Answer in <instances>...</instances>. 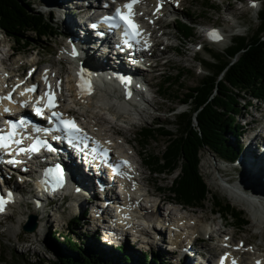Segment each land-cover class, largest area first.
I'll return each mask as SVG.
<instances>
[{"label":"rangeland","instance_id":"rangeland-1","mask_svg":"<svg viewBox=\"0 0 264 264\" xmlns=\"http://www.w3.org/2000/svg\"><path fill=\"white\" fill-rule=\"evenodd\" d=\"M260 1L263 4V0ZM31 2L34 5V8L35 6L38 7V5H40L38 0H31ZM206 5H213L216 9L205 12L204 7ZM246 5L247 4H238L235 0H184V7L186 8V11L183 13H175V16L178 19H182L194 26L195 30L193 38H180V40L178 38V33L180 35L182 32L179 29H177V32L175 23L171 22L169 25L170 29L168 30V33L171 35V44H178L179 46L177 49H171L167 52L166 59L169 61L168 64L164 65L163 68L158 69L154 73L148 74L150 78L153 79L152 81L154 83L149 94V98L152 100L151 104L148 105V109L145 111L144 116H139L136 119L137 127L133 130L129 129V125L124 121H119L114 124L116 131H118L121 136L127 137L132 146L139 152L140 157H136L139 162H143V154L161 156L169 138L163 134L158 136L157 140H159V142L152 144L148 148L147 152H144L138 142V132L143 127H151L154 129L156 126L155 122H153V118L157 119V123H163L166 125L168 131L175 132V123L177 121L176 116L183 113L187 109V107L183 105L179 99L170 97V99L167 100L159 97V93L164 91L163 88L160 92L161 82L166 78L168 80L169 77L174 78L177 71H179L180 75H185V79L183 81L184 88L188 89L196 86L203 77L208 75L209 70L205 62H214L215 60L213 59V55L215 54H225L226 49L232 45V41L235 38H250L253 34H255L259 27L258 14L260 10H251ZM69 14L70 11L68 10L66 14L60 12L54 16L56 24L59 21L58 28L62 34L66 30L64 19L66 17L69 20L72 19V16ZM231 18L234 21H230ZM237 22L241 25L242 30L240 29L239 31H236ZM203 25L219 27L220 30L228 36L227 40L217 44L205 43V38H203V34L201 32V26ZM62 34L59 37L47 41L45 44H40L37 47L30 45L25 50H23V46H19L18 44H15L13 40L7 38L6 42L8 46H10L9 54L12 55L8 66L13 69H18L19 66L23 65L22 70H24L29 66V64H31L29 59L33 57L36 58V61L40 60V64H43V67H57L58 59L54 56V54L57 46H59L63 41ZM200 43H203L204 47L200 52H196V47L194 45ZM38 52L40 55L36 56V53ZM232 62H234V60ZM160 64L162 65V63ZM200 64H203V67ZM172 81L175 80L173 79ZM169 93V96L178 95L175 89L173 92L169 91ZM251 103L252 104H248L245 107L248 108L245 109V111L243 110L242 113H249L251 115L247 117L248 121L253 120L255 122H261L260 112H264V103H258L255 101H252ZM68 107L72 108V105L69 104ZM257 108H259L260 111H256ZM75 110L79 112L86 122H92V116L98 115L97 120L101 122L104 130H109V128L113 125L111 124L113 122V117L101 112L99 109L86 107L81 108L80 106L75 105ZM99 118H103L105 121L100 120ZM240 123L242 125V122ZM245 141V139L241 140L240 143L243 145ZM231 142L233 145L237 144L234 139H231ZM149 167L144 165V177L146 178V185H148V189L152 193H157V196L160 198L171 197L167 189L171 187L173 180L178 176V171L174 176H155L150 173ZM200 170L211 194L208 197L209 200L204 203L203 208H188L187 211L194 213L193 216L198 218H204L206 216V218H209L211 223L216 221L215 225L227 223L226 231L234 232L237 236V241L245 240L248 244L254 246H258L259 244L261 249H264V224H261L260 226V222L255 219L257 211H252L248 207L241 205L240 202L236 198H233L223 185L229 180L233 181L232 183L235 186L237 184L240 187L244 184L239 182L241 176L234 173L233 169L231 166H228L227 162L217 158L214 153L209 151L201 152ZM159 188L164 189V191L159 192ZM239 190L238 191L241 195H245L246 191L240 188ZM216 197L222 201L228 202L232 208L244 212V216L247 217L249 225L239 230L231 226L233 223L236 224L235 219H231L225 214L224 216L215 213L213 214V212H219L217 208L215 209L213 203ZM86 204H84L83 207H80L79 212H76L73 203H65L63 206H61L60 203H55L46 211L39 212V227L37 231L32 234L25 233L22 229L23 225L26 223L29 216L32 215L33 211V207L30 205L28 200H25L23 203L13 208L10 211L9 217L2 219L0 223V264H53V262L56 261L55 252H57L54 247L60 245L55 242V229L58 234H61L60 236H62L59 238V241L64 242V237L68 236L69 238L75 240L78 245H83L81 235H85L86 232L91 234L92 232L85 228L87 225L80 228L77 225H70V222L80 213L82 214L83 223L88 224V221H90V215L85 216L84 214V210L87 206ZM18 212L26 215L27 220L24 221L23 224L19 223ZM216 235L219 236L218 233ZM219 238H222V235H220ZM88 242L84 243L87 244ZM128 242L130 241L126 242L124 248L128 254L137 260H141L145 254L149 255L152 253V255H156L157 250L155 247L150 249V246L147 244L138 243L134 246L131 242ZM203 246L207 248L210 246L217 248L218 243L214 240L213 242L207 241V244L206 242H198L195 244V248H197V250H200V247ZM111 250V252H114L113 254L118 255L114 249ZM211 251L214 250L211 249ZM164 262L168 264H179V257H170L169 259L164 260ZM156 263L158 264L157 261ZM147 264L151 263L148 262ZM181 264H183V261Z\"/></svg>","mask_w":264,"mask_h":264},{"label":"trees","instance_id":"trees-1","mask_svg":"<svg viewBox=\"0 0 264 264\" xmlns=\"http://www.w3.org/2000/svg\"><path fill=\"white\" fill-rule=\"evenodd\" d=\"M215 8L206 5L204 10ZM258 19L255 34L250 38H235L225 54H215L214 62H205L208 75L196 86L184 88L185 75H180L179 71L175 81L169 77L165 82L164 97L179 99L187 107L176 116L175 132L159 124L154 129H143L138 136L144 152L159 142L158 136L163 134L169 138L161 156L143 155L155 175L170 176L180 170L171 188L167 189L172 200L191 207H203L211 192L200 172L201 152L209 151L217 157L233 160L238 148L232 145L231 139L240 137L236 120L241 113L242 100L252 97L264 101V1ZM0 28L16 44L23 46V50L30 45L45 44L60 35V29L52 19L36 11L31 0H0ZM178 29L182 32L181 39L194 36V28L187 23L179 22ZM174 89L178 95L169 96V91ZM213 203L215 209L235 219L237 226L249 224L244 214L228 202L216 197ZM55 242L60 245L54 247L57 260L53 264H147L150 261L155 264V257L143 256L137 261L124 253L108 257L92 245H77L67 237L64 242L56 237Z\"/></svg>","mask_w":264,"mask_h":264},{"label":"bare ground","instance_id":"bare-ground-1","mask_svg":"<svg viewBox=\"0 0 264 264\" xmlns=\"http://www.w3.org/2000/svg\"><path fill=\"white\" fill-rule=\"evenodd\" d=\"M39 2L41 1L43 3L44 9H52V4H53V0H38ZM121 1H127V0H121ZM81 1L80 0H60L61 5L63 6V9H65L67 11V9H70L72 6L79 4ZM86 7V6H85ZM85 7H80V9H83ZM73 16V15H71ZM69 23V22H68ZM237 28L236 31H239L241 29V25H239V23L237 22ZM81 30H86L83 33H81V31L79 32L80 36L79 41H77L76 43L73 42H69L68 46L69 48L72 50L74 57H75V62H76V67L79 71V58L78 56L81 58V61L83 60L84 62H88V60L90 62H92L93 65H98V62H101V60L103 61V59H105L107 61V63H104L106 69H103L101 66L99 69L104 71L106 73V76L112 80L114 83L115 82H119L118 77H116L112 72L113 71H120L122 74H124V72H128V70L131 69V66L126 64V63H116L115 61H110L108 57L102 55L101 57L99 55H95L94 54V50L91 49V47L89 46V44L92 46L91 41H88V39H92L93 36L89 35L86 36L87 34V29L80 27ZM242 30V29H241ZM225 37H227L226 35L223 36L221 35V40L225 39ZM101 44V40H98ZM103 45H101L100 47H102ZM86 50V52H85ZM99 49H96L95 51H97ZM78 54V56H77ZM84 54L87 55V57H84ZM90 57V59L88 58ZM96 61L97 63H95L94 61ZM86 60V61H85ZM109 60V61H108ZM29 61L34 62L35 59H29ZM19 63V62H18ZM17 64V62H16ZM114 65L113 69L111 70L112 66ZM109 70H111V72H109ZM99 72H95L94 74H91L92 76H90L91 78H97V79H102L101 76L98 75ZM103 80V79H102ZM106 87L104 84L100 83L99 88L97 89V96L96 97H91V96H85V95H80L79 97H76L74 95H72L71 97V101L73 104H77V105H81V106H86L88 108L91 109H99L101 112H110L111 115L114 116H119L121 118H124L125 120H134L136 119V117L140 116L143 117L144 116V111L138 110L137 107L134 105V103H132L130 100H127L125 98H127L126 95H123L121 92L118 91L117 88H115L114 86H109L110 84L105 83ZM123 98H122V97ZM94 114V113H93ZM92 114V115H93ZM96 114V113H95ZM146 115V114H145ZM101 117V116H100ZM98 118V115H94L93 116V121H95V119ZM100 120H104L103 118H99ZM101 123L98 120V124ZM112 129V127L110 128ZM113 130H115L116 134L120 133L118 131H116L115 128H113ZM121 136V135H120ZM123 141L126 142L127 144L130 145V152L134 153L133 156L137 155L139 156V152L136 150L135 147L132 146L131 142L129 141V139L125 136H122ZM132 156V157H133ZM251 164V163H250ZM249 164V165H250ZM257 164V163H256ZM141 165V166H140ZM140 168L139 172H143V166L145 165L144 163H140ZM69 168V167H68ZM250 170L246 171V173L249 175V181L252 184V188L250 191H248L247 197L249 199V202L252 204V209L254 211H257V215L255 216V219L260 222V226L261 224H264V199L261 198V196H264V163H259L257 166H254L253 164L250 165V167H248ZM72 171H69L68 175L70 177V179H72ZM247 179V178H246ZM90 180V179H89ZM81 182L83 183L84 180H81ZM81 183V184H82ZM229 190L232 191V189L236 188L239 189V187L233 184H229ZM83 188H85L84 190H87L89 185L83 183ZM140 186H144V184H140ZM90 189V188H89ZM146 190V189H145ZM143 191V189L141 187H139L137 192H134L132 194L131 197H133L132 201L130 202V204L127 201V198L125 199L127 201L126 204H129V210L127 212H131L133 213L136 217L132 220L134 221V223L138 226L134 225V230L136 232V234L138 235H147L150 233L151 231V226L154 224L153 222L155 221L156 217H159L162 211V208L160 205H147L145 206L144 204H142L143 200H139L137 197H135V194H138L139 192ZM240 191V190H239ZM128 193H130V191H128ZM151 196V195H150ZM147 200V197L146 199ZM45 206L44 202H41L40 204H38V208H35L32 211V214L36 215L39 219V211L43 210ZM43 207V209H41ZM173 211L171 217L172 220H174V222L170 223L169 220V231L170 234H173L174 236V245H178V243L181 241L182 244H184V247H188L190 245V241H192L191 239H185V232L182 229V227L187 230V233H191L192 235H196V236H201L202 234H206L207 231L209 230V228L211 227L210 224V220L209 218H206V216L204 218H196L195 216H193L192 214L194 213H188V216H184V213L182 211L178 212L176 211L175 208L171 209ZM255 213V212H254ZM181 215L183 217H181ZM18 216H19V223L23 224L24 221H26V215H24L23 213H19L18 212ZM29 220H31V218H28ZM194 224V228L192 227H188L191 224ZM145 225V227L143 225ZM249 225V224H248ZM20 226V225H19ZM255 226V225H254ZM224 227V224H223ZM175 231L172 233V231ZM152 232H154L155 234H158V236H161L160 234V230L157 228H154L152 230ZM232 234H225V236H222V245L226 246L229 243L227 241H225V237L228 236L230 237ZM80 237V236H79ZM87 242L89 240H86ZM251 242V241H250ZM207 244V243H206ZM259 245V244H258ZM239 257L241 258L242 262L246 261V259L244 258V254H240ZM260 260H262L264 262V256L261 258H259ZM154 263V262H153ZM187 264H191L190 262H188ZM246 264H250L248 262H246Z\"/></svg>","mask_w":264,"mask_h":264},{"label":"snow or ice","instance_id":"snow-or-ice-1","mask_svg":"<svg viewBox=\"0 0 264 264\" xmlns=\"http://www.w3.org/2000/svg\"><path fill=\"white\" fill-rule=\"evenodd\" d=\"M138 2H139V0H131V3H129V4H125V5L123 6V8H126V9L129 10L127 16H125V14H124V12H123L122 9H117V10H116V15H115L114 17H106L105 19H106V20H109V21H112V20H115V19L119 18L120 20L124 21V24L127 26V29H129V30L132 31V34H133L134 37H135V36H139V35L141 34L140 31H139V25H136V24L133 22V20H132V17H133V15H134L132 9H133L134 5H135L136 3H138ZM113 26H114V27H119L120 25H119V24H114ZM125 35H128V31L125 32ZM212 36H213V38H215V39H219V38H220L219 35H218V33H215V32L212 33ZM74 54H75V53H74ZM45 80H46V82H47V77H46V76H45ZM27 91H28V92H35L36 89H35V88H29V89H27ZM22 94H23V93H22ZM48 96H49V107H50V108H55V107H56V102H55V99H54V94H52L51 91H50V92L48 93ZM8 99H11V97L9 96ZM4 111H5V112H8L9 109H4ZM41 111H42V110H41L40 108H37V114H38V115L41 114ZM52 115H53L54 117H58L60 114L57 113V112H52ZM24 123H25V122H24L23 120L20 121V125H21V126H23ZM64 123H65V125L68 126L70 129H72V130H77V131H78V129L76 128V125H75L74 122H72V121H64ZM12 127L15 128L16 125L13 124ZM36 131L39 132V131H41V129L38 128V129H36ZM14 134H15V133H13V135H14ZM11 138H12L11 136L0 137V141H3V143L0 144V147H5V148H7V147H8V143H7V141L10 140ZM20 142H21V141H16V143H20ZM40 145H43L44 147H46V148L48 149V151H53V149L51 148V146H49V145L47 144L46 141H38L37 144L33 145V146H32L31 148H29V149L21 148V149H20V152H21V153H25V152H28V151H33V152H34V151H38V148H39ZM8 163L15 164V163H18V161L9 160ZM8 195H9V200H10L12 194L9 193ZM4 204H5V201L3 200V198H0V211H3V210H4V208H3ZM234 264H235V262H234Z\"/></svg>","mask_w":264,"mask_h":264},{"label":"water","instance_id":"water-1","mask_svg":"<svg viewBox=\"0 0 264 264\" xmlns=\"http://www.w3.org/2000/svg\"><path fill=\"white\" fill-rule=\"evenodd\" d=\"M37 228V217L36 216H31V221L28 223L26 226H24V230L26 232H35Z\"/></svg>","mask_w":264,"mask_h":264}]
</instances>
